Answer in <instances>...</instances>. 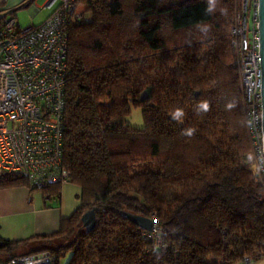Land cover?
I'll return each mask as SVG.
<instances>
[{
  "label": "trees",
  "instance_id": "1",
  "mask_svg": "<svg viewBox=\"0 0 264 264\" xmlns=\"http://www.w3.org/2000/svg\"><path fill=\"white\" fill-rule=\"evenodd\" d=\"M240 1L217 0L211 13L208 0H77L81 17L68 23L63 163L80 203L54 232L0 236V264L42 251L54 264L264 257V188L249 160L231 34ZM6 19L0 15V27ZM134 108L142 125L129 120ZM28 184L0 170V189ZM62 186L42 191L60 197ZM90 210L96 222L88 230L82 216ZM131 214L155 218L157 235L148 237Z\"/></svg>",
  "mask_w": 264,
  "mask_h": 264
},
{
  "label": "built area",
  "instance_id": "2",
  "mask_svg": "<svg viewBox=\"0 0 264 264\" xmlns=\"http://www.w3.org/2000/svg\"><path fill=\"white\" fill-rule=\"evenodd\" d=\"M43 8L51 13L39 24L21 27L10 17L0 27V170L25 175L29 189L64 184L70 177L63 163L68 23L81 17V6L77 0H48ZM231 34L255 176L264 188L259 0L240 1ZM157 232L153 218L147 236ZM8 264H54V259L42 251Z\"/></svg>",
  "mask_w": 264,
  "mask_h": 264
},
{
  "label": "crops",
  "instance_id": "3",
  "mask_svg": "<svg viewBox=\"0 0 264 264\" xmlns=\"http://www.w3.org/2000/svg\"><path fill=\"white\" fill-rule=\"evenodd\" d=\"M5 13L26 5L35 15L41 10L36 0H4ZM48 10V15L51 9ZM47 15V16H48ZM46 16V17H47ZM77 203L71 199L51 197L47 200L44 191H31L27 186L0 189V236L24 239L35 234L51 233L59 229L62 217L71 215Z\"/></svg>",
  "mask_w": 264,
  "mask_h": 264
},
{
  "label": "rangeland",
  "instance_id": "4",
  "mask_svg": "<svg viewBox=\"0 0 264 264\" xmlns=\"http://www.w3.org/2000/svg\"><path fill=\"white\" fill-rule=\"evenodd\" d=\"M48 0H36V4L41 7V10L38 11L35 15H33L29 8L23 7L18 9L15 13H7V18L15 17L18 21L19 26L21 27H28L30 25L39 24L41 23L46 16L48 15V10L43 8L44 5L47 3ZM5 8V4L1 6L0 4V15L3 14ZM236 14V11H235ZM129 120L135 125H142L143 124V117L142 112L139 108H134L132 114L130 115ZM35 191H42V189H36ZM62 195L64 200L71 199L72 201L77 203V206L80 203L78 198V193L80 192V187L71 182H65L62 186ZM68 256L63 259V263L67 260ZM236 264H264V257L259 260H253L247 262L245 260L240 261Z\"/></svg>",
  "mask_w": 264,
  "mask_h": 264
},
{
  "label": "water",
  "instance_id": "5",
  "mask_svg": "<svg viewBox=\"0 0 264 264\" xmlns=\"http://www.w3.org/2000/svg\"><path fill=\"white\" fill-rule=\"evenodd\" d=\"M189 1V0H185ZM259 32H260V55L262 68V111H263V131H264V0H259ZM130 218L142 228L150 231L153 227L151 218L131 214ZM83 225L91 230L95 226L96 216L94 210H90L82 216Z\"/></svg>",
  "mask_w": 264,
  "mask_h": 264
},
{
  "label": "clouds",
  "instance_id": "6",
  "mask_svg": "<svg viewBox=\"0 0 264 264\" xmlns=\"http://www.w3.org/2000/svg\"><path fill=\"white\" fill-rule=\"evenodd\" d=\"M216 4H217V0H208V7H207V12H211V13H214L215 12V10H216ZM222 12L223 11H226V10H221ZM210 26L209 25H205V31H207V29L209 28ZM202 107L205 109V110H207L208 109V104L207 103H204V104H202ZM177 115H179V113H176ZM189 134H191V130H190V132H189ZM254 159V157L253 156H249V160L251 161V160H253Z\"/></svg>",
  "mask_w": 264,
  "mask_h": 264
},
{
  "label": "bare ground",
  "instance_id": "7",
  "mask_svg": "<svg viewBox=\"0 0 264 264\" xmlns=\"http://www.w3.org/2000/svg\"><path fill=\"white\" fill-rule=\"evenodd\" d=\"M161 241H163V240H161Z\"/></svg>",
  "mask_w": 264,
  "mask_h": 264
}]
</instances>
